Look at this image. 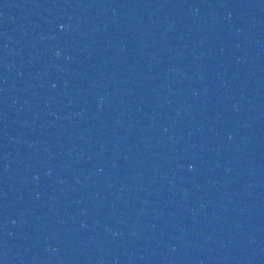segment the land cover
I'll use <instances>...</instances> for the list:
<instances>
[{"label":"water","instance_id":"water-1","mask_svg":"<svg viewBox=\"0 0 264 264\" xmlns=\"http://www.w3.org/2000/svg\"><path fill=\"white\" fill-rule=\"evenodd\" d=\"M0 264H264V0H0Z\"/></svg>","mask_w":264,"mask_h":264}]
</instances>
